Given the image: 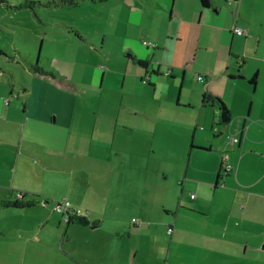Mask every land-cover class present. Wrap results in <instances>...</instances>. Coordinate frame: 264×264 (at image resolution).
Returning <instances> with one entry per match:
<instances>
[{"label":"crops","instance_id":"1","mask_svg":"<svg viewBox=\"0 0 264 264\" xmlns=\"http://www.w3.org/2000/svg\"><path fill=\"white\" fill-rule=\"evenodd\" d=\"M158 1L160 3H156V5L159 8L162 6L160 9L163 11L161 14L160 10L155 12L161 17L162 22L164 15L166 16V25L168 26L162 40L164 43L159 49L161 52L158 58L155 57L156 51L151 58L152 54L148 50L151 44L146 43V48H144L138 42L139 37H135L136 42L133 41L125 48L130 54L125 57L124 71L112 69L109 77H107L109 70L106 73L102 72L99 85H95L92 78L71 82L64 79L63 76L56 75L53 71H47L53 73L52 76L41 75L34 72L29 66L23 68L15 61L8 63V70L11 73L0 69V78L4 81L0 83V217L3 212H6V216L9 218L12 211H15V215L21 214L23 216L28 208L37 207L35 208L36 213H34L37 226L23 227L12 224L3 226L0 220V236L3 237V243L8 244L9 242L12 245L26 246L32 243H41L43 241V228L53 226L58 229L57 241L60 248L71 240L68 238L66 229L61 234L60 225L56 226L59 219L52 206L50 209L46 205L44 207L35 205L22 209L3 206L2 202L14 200L17 192L26 193V199L36 197L60 201V195L51 191L33 189L26 183L19 185L14 179L10 180L7 177V174L12 170V158L15 156L16 162H19L23 152L31 156L30 159L38 158L42 170L51 172L59 169L77 170L87 181L91 178L93 186L104 191L103 198L107 201H114V206L117 204L114 209L119 213L122 212L123 203L126 201L128 204L129 199L120 191L122 182L119 180L114 182V179L116 178V169L121 170L125 163L118 162L122 165L118 164L115 159L113 160V157H119L121 160L126 154L131 156L136 148L139 152L142 149L143 154L147 146H150L144 129L141 127L136 129L125 123L127 113L121 111V108L124 107V99L119 101L113 99L115 104L117 103V107L120 108L117 109V113H109L108 106L99 102L103 108L102 112H104L100 119L91 117L96 116L98 112L90 111L88 108L83 111L82 108H79L78 115L74 120L68 121L64 118L60 121L59 124L64 130L57 128L49 118L53 112L55 123H58L57 113L61 112L62 106L58 101L50 100L52 97H56L51 91L70 89L75 92L79 91L81 94H87L99 89L102 92V90H106L105 80L107 82L112 80L115 71L124 76V82L127 80L133 84L131 79L135 78V85L139 86L138 78L140 81H144L143 75L146 74L149 78L146 80L148 86H156L157 80H153L152 75L157 78L163 75L161 68L164 49L168 41L174 38V54L177 52V44L183 40L182 25L185 23L188 26L197 27L199 33L195 37V48L203 54L204 60H207L209 54L212 55V60L211 66L208 65L206 68L205 62H200L197 68H192L184 67L183 64L175 63L174 60V76L176 68L182 70L183 85L188 75H191L192 79L197 75V82H199H195L193 89L187 88L185 94L180 97V101L191 106H195L194 101L197 102V105L199 104L196 126L202 124L211 128L212 124L216 123L217 115H220L219 123L222 122V109L217 103L213 105L205 103L206 96L219 98L227 104L236 106L235 112H232L231 109L228 110L230 122L234 116L246 119L235 130V135L237 134L236 136L240 138L238 144L230 141L229 145L224 143L223 134L227 130L224 128L223 132H218L220 136L222 135V138H217L219 145L213 147L212 142L209 141V135L207 137L201 136L196 140L197 127L194 128L196 134L194 142H191L190 145L191 155L193 157H197L195 154L203 155V159H197L194 164L192 162L193 170L201 174L198 179H190L189 181L199 191L201 198L198 197L196 201L191 203L190 207H185L181 201L178 203L175 225L178 223V217L183 210V217L187 216L186 212L189 215H194V224L197 227L181 231L174 224L169 226L172 227L173 233L168 235L166 230V234L171 238L167 252L169 256L173 255L176 260L171 264H264V0H239L234 4H230L227 0L224 2L211 0L208 7L203 6L201 0ZM233 10L236 15L234 21L231 19ZM162 22L158 26L157 32L163 30ZM234 28H240L246 34L238 35L234 32ZM81 39L87 42L84 37ZM155 39L161 44L159 36H156ZM152 47L153 50L158 49V45ZM112 53L109 55L108 63L112 60ZM117 54L122 57L120 53ZM139 61L145 62V66L140 65ZM3 69L7 68L4 67ZM169 70L172 74V69L169 68L167 72ZM8 74L10 78H7ZM200 76L204 77V83L199 80ZM47 78H50L55 86H52ZM149 82H153V84ZM246 82L247 84H245ZM262 85L260 102L256 100L257 94L255 92ZM17 89H21L24 93L29 91L37 93L34 96V104L25 106L24 111H22L24 114L17 113L18 108L5 95L6 91L14 92ZM246 102H249V107L243 112L239 105L242 106ZM257 102L261 103V109L258 113L254 112V104ZM208 108L213 111L211 114L203 111V109ZM138 118L141 116L136 112L133 120ZM119 122L123 128L118 126ZM156 126V124L153 126V136L157 131ZM123 131H126L124 135H122ZM134 132H137L138 135L136 136ZM199 134L201 133L199 132ZM109 135L111 137L109 150H103L104 140ZM128 136L130 139H126ZM117 138L118 141L115 144ZM121 139L124 140L125 146L118 147ZM209 153H213L212 159L214 161L211 165L206 166L202 162L206 154ZM222 153L227 154L228 157H224L225 155ZM94 158H98L99 162L96 163ZM190 159L192 158L190 157ZM222 160L234 166V170L224 174L220 170ZM199 161H201V165H199ZM254 164L259 169L255 174L251 171ZM101 165L102 167L105 166L104 171ZM52 183L54 184L51 181L50 184ZM82 187V183L81 185L68 184L66 188L64 187L66 191L62 197L70 201L74 208L85 209L86 214L84 216L90 223L85 227L92 226V231L97 232L102 229L100 226L102 221L100 219H97L98 221L89 220L95 209L90 207L94 205L93 203L88 204L85 194L79 193ZM212 191L214 192L211 196ZM217 193L219 196H216ZM206 199L211 200L208 205ZM87 204L88 206H85ZM201 204H204L206 208L200 207ZM30 215L33 217V212H30ZM140 216L142 217V215ZM236 218L239 223L234 227L233 219ZM134 219L137 221L134 222ZM6 220L10 222L9 219ZM226 220H229L230 226ZM94 222L97 225H92ZM131 223L135 231H145L144 223L139 221L136 216L133 215ZM127 226L129 228V224ZM123 228V226L116 227L113 230L122 232ZM129 230L124 232L127 238L131 236ZM18 232H21L20 236L25 235L26 240L18 238ZM107 235L109 232L105 235L103 231L102 236ZM124 235L118 233L117 239L112 236L111 240L120 242ZM5 236H9L8 242ZM100 249L103 251L102 249H106V246H101ZM249 251H252V254H249ZM137 255L138 251L130 248L127 252V262L123 264H170L167 259L164 262H133L137 259ZM104 259L114 262L111 264H122L116 261L114 252L109 254L104 251L101 255V261ZM76 264L83 263L76 262ZM96 264H106V262ZM107 264L110 263L107 262Z\"/></svg>","mask_w":264,"mask_h":264},{"label":"rangeland","instance_id":"2","mask_svg":"<svg viewBox=\"0 0 264 264\" xmlns=\"http://www.w3.org/2000/svg\"><path fill=\"white\" fill-rule=\"evenodd\" d=\"M156 3L160 2L158 0H108L106 2L78 0L76 4H72L70 0H0V49L8 52L11 58L12 55L17 56L19 64L23 68L29 66V63L38 61L44 70L53 71L56 75L63 76L64 79L71 82L92 78L94 84L99 85L102 72L106 73L109 70L107 72V77H109L112 69L124 71L125 57L130 54L125 48L133 41L136 42L135 37H139L138 42L144 48H146L144 42L151 44L148 49L152 54L151 58L155 51L157 54L155 57L158 58L168 26L166 25V16L164 15L162 22L161 17L156 14L155 11L160 10V14L163 11L160 9L162 6L159 8ZM232 13L231 19L234 21L236 19L234 10ZM161 22L163 30L157 32ZM198 33L199 30L196 26H188L183 23V40L177 44L175 54L174 38L168 41L169 45L167 44L162 55L161 71L163 72L161 73L163 75L159 78L152 75L153 80H157L156 86H148L146 74L143 75L146 82L140 81L138 78L139 86L135 85V78L131 79L133 84L127 80L124 82V76L115 71L112 80L108 82L105 80L106 90H102V92L99 89L87 94L70 89L51 91L56 97H52L50 100L58 101L62 106L61 112L57 113L58 123H55L53 112L49 118L57 128L64 130L59 124L60 121L64 118L68 121L74 120L78 115L79 108H82L83 111L88 108L90 111L98 112L96 116L91 117L100 119L104 112H102L103 108L99 102L108 106L109 113H117V109L120 108L117 107V103L115 104L113 99L116 101L124 99V107L121 108V111L127 113L125 123L136 129L143 128L150 146H147L143 154L142 149H140V153L135 147L136 151L131 156L126 154L121 160L119 157H113L117 163H125L124 168L116 169V178L114 179V182L117 180L122 182L120 191L129 199L128 204L126 201L123 203L124 209L120 213L114 209L117 204L114 206V201L104 199V191L95 188L91 178L87 181L79 174V171L61 169L53 172L45 171L38 163V158L30 159L31 156H28L26 152L21 153L19 162H16L14 156L12 170L7 174V177L10 180L14 179L19 185L26 183L33 189L51 191L60 195V202L67 200L62 197L65 194L66 185L71 183L81 185L82 183L83 187L79 193H84L88 204L93 203L95 206H90L95 209V212H90L92 214L89 220L98 221L97 219H100L102 229L93 232L92 226L68 225L60 214L54 212L59 219L56 226L60 225V233L62 234L66 229L68 238L71 239L64 244L65 247L63 245L60 248L57 241L58 229H55L54 226L44 227L42 230L43 241L32 243L29 246L12 245L7 241L9 236H5L8 242L5 244L2 241L3 237L0 236V264L114 263L107 259L101 261L104 251L109 254L114 252L116 261L123 264L127 262V252L130 248L138 251L137 259L133 262H164L167 259V262L171 264L176 261L173 255L169 256L167 252L171 238L166 234V230L169 226L175 225L177 205L180 201L185 207H190L198 197L201 198L199 191L189 181L198 179L201 174L193 170L192 162L194 164L197 159H203V155L195 154L197 157L191 155L190 145L191 142H194L196 134L194 128L197 127L196 140L201 136L209 135V141L212 142L213 147L219 145L217 138H222V135L220 136L218 132H223L225 128L227 130L223 134L224 143L229 145L230 136L237 135H235V130L246 119L234 116L231 124H224L219 123L220 115H217L216 123L214 122L211 128L202 124L196 126L199 104L197 105V102L194 101L195 106H191L180 101V97L185 94L186 89H193L195 82H199H197V75L194 79L188 75L183 85V71L176 68L174 76V60L175 63L183 64L184 67L197 68L200 62H205V68L208 65L211 66L212 55L209 54L207 60H204L203 54L195 48V37L198 36ZM156 36L160 37L161 44L156 41ZM82 37L87 42L82 40ZM156 45H158V49L153 50L152 46ZM111 52H113L112 60L108 63L107 60ZM18 53L23 58H20ZM117 53H120L122 57H119ZM11 60L0 57V68L9 69L8 63L13 62ZM169 68L172 69L170 76L167 74ZM7 78H10L9 74ZM47 79L52 86H55L50 78ZM3 82V79L0 78V83ZM149 83L153 84V82ZM262 87L263 85L255 92L256 100L260 102ZM154 89L156 90L154 91ZM6 92L5 95L14 102L18 108L17 113L20 114H24L22 111L27 104L29 106L34 104V96L37 95L33 91L24 93L21 89ZM255 93L254 96H256ZM17 95L19 97H16ZM46 99L48 101V98ZM223 102L228 110L231 109L232 112H235L236 106ZM239 106L245 112L249 107V102ZM254 106V112L258 113L261 103L257 102ZM203 111L210 112V114L213 112L209 108L203 109ZM136 112L141 118L133 120ZM155 124L157 131L153 136ZM118 126L122 127L120 122ZM125 132L123 131L122 135ZM134 134L138 135L137 132ZM215 134L216 137H214ZM126 139H130V137L128 136ZM117 141L118 138L115 140V144ZM110 144L111 137L109 135L104 140L102 149L109 150ZM120 146H125L122 139L118 147ZM212 154H206L202 162L204 165L212 164L214 161ZM222 155L228 157L225 153ZM94 160L96 163L99 162L98 158H94ZM199 162L201 165V161ZM102 168L104 171L105 166ZM251 171L253 174L259 171L256 164L252 166ZM51 181L54 184H50ZM127 191L129 193H126ZM216 196H219L218 193ZM208 199L205 200L207 205L211 201ZM50 201L52 202L46 205L49 209L56 202L53 199ZM107 205L108 207L105 208ZM200 207L206 208L204 204H201ZM35 208L37 207L28 208L23 216L15 215V211H12L9 218L6 216L7 213L3 212L0 220L3 226H7V224L9 226L11 224L13 226L22 225L23 227L37 226V219L34 215ZM81 210L86 214L85 209L81 208ZM30 212H33V217ZM182 212L183 210L175 227H179L181 231L197 227L194 224V215H189L186 212L187 216L183 217ZM133 215L144 223L145 231H135L131 223ZM6 219H9L10 222ZM226 221L230 226L229 220ZM238 223L237 218L233 219L234 227ZM122 226L124 227L122 232L113 230ZM128 229L131 231V236L127 238L124 232H127ZM103 231L105 235L109 232V235L102 236ZM118 233L124 235L122 241H112L111 237L117 239ZM20 235L21 232H18L17 237L26 240L25 235ZM101 246H106V249L101 251ZM249 254H252V251H249Z\"/></svg>","mask_w":264,"mask_h":264},{"label":"trees","instance_id":"3","mask_svg":"<svg viewBox=\"0 0 264 264\" xmlns=\"http://www.w3.org/2000/svg\"><path fill=\"white\" fill-rule=\"evenodd\" d=\"M77 1L78 0H70V2L72 4H76ZM89 1H91V2H106L108 0H89ZM210 2H211V0H201L202 5L205 6V7L210 6ZM78 36L81 37L80 35H78ZM18 55H19L20 58H23V57H21V54L20 53H18ZM0 57H3L5 59H7V60L10 58V59H12L11 61H13V62L15 61V63H19V61H18L19 58L17 56L12 55V58H11L9 56V53L6 52L3 49H0ZM139 64L142 65V66H145V62H143V61H139ZM29 66L31 67V69L34 72H36L38 74H41V75H50V76L53 75V73L45 71L40 66V64H39L38 61L36 63H29ZM0 69L6 71L8 73H11V71L8 70V69H3V68H0ZM167 74L169 75L168 72H167ZM253 83H254V81H253ZM204 102L205 103H211L212 105L214 103H217V105L221 109H223L226 106L224 102H222L219 98H215V97H207L206 96L205 99H204ZM239 142H240V138H239ZM223 164H224V161L222 160L221 161V164H220V170L223 171L224 174L230 173V172H227L224 169ZM18 193H22V196L20 198L17 195ZM26 197H27V194L26 193L17 192L15 194V199L14 200H4L2 202V204H3L4 207H13V208H18V209L28 208V207H32V206H35V205H41V202L42 201H45L46 205L47 204H50V200H48V199L46 200L44 198H36V197L30 198V199H26ZM67 224L68 225H71V224H80V225H84L85 226V225H89L90 223L86 219V217L84 216V212H83V215L82 216H71L70 221ZM92 225H97V223L94 222V223H92Z\"/></svg>","mask_w":264,"mask_h":264},{"label":"built area","instance_id":"4","mask_svg":"<svg viewBox=\"0 0 264 264\" xmlns=\"http://www.w3.org/2000/svg\"><path fill=\"white\" fill-rule=\"evenodd\" d=\"M227 1H231V2H239V0H227ZM234 32L238 35H245L246 32L240 28H234ZM146 44V42H145ZM170 70L168 71V73L170 74ZM148 78V77H147ZM146 80V79H145ZM149 80V78H148ZM199 80L201 82H205V79L203 76H200L199 77ZM203 128V127H201ZM230 141L234 144H237L239 143V138L237 136H230ZM223 167L224 169L227 171V172H231L234 170V167L228 163L227 161L225 162L224 160V164H223ZM18 197L20 198L22 196V193H18L17 194ZM41 205L42 206H45L46 203L45 201H42L41 202ZM53 211L55 213H58L61 215V217L63 218V221L65 223H68L70 221V218L71 216H82L83 215V211L81 209H78V208H74L71 204L70 201L66 200V201H63V202H60V201H56L54 204H53V207H52ZM134 222L137 221L136 219L133 220ZM173 233V229L172 227H168L167 228V234L168 235H171Z\"/></svg>","mask_w":264,"mask_h":264},{"label":"water","instance_id":"5","mask_svg":"<svg viewBox=\"0 0 264 264\" xmlns=\"http://www.w3.org/2000/svg\"><path fill=\"white\" fill-rule=\"evenodd\" d=\"M230 116H229V113H228V108L227 106H225L223 109H222V113H221V121L222 123L224 124H228L230 122ZM263 248H264V245H263Z\"/></svg>","mask_w":264,"mask_h":264}]
</instances>
